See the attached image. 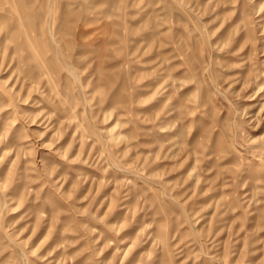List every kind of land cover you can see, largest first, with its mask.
<instances>
[{"label": "rangeland", "instance_id": "obj_1", "mask_svg": "<svg viewBox=\"0 0 264 264\" xmlns=\"http://www.w3.org/2000/svg\"><path fill=\"white\" fill-rule=\"evenodd\" d=\"M0 264H264V0H0Z\"/></svg>", "mask_w": 264, "mask_h": 264}]
</instances>
